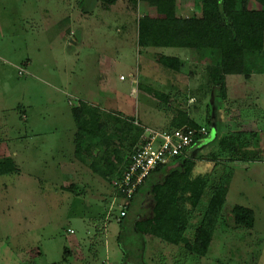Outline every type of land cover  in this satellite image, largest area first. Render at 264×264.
<instances>
[{
	"label": "rangeland",
	"instance_id": "374dc122",
	"mask_svg": "<svg viewBox=\"0 0 264 264\" xmlns=\"http://www.w3.org/2000/svg\"><path fill=\"white\" fill-rule=\"evenodd\" d=\"M198 2L177 0V16H198ZM92 3L0 0V56L8 60H0V159L16 154L18 168V174L0 176V264H264V132L260 129L256 161L220 162L214 170L206 161L218 135L235 131L241 117L252 113V121L264 126L258 114L264 75L227 76L228 99L222 101L209 84L208 63L196 54L175 48H150L143 54L134 44L138 20L156 17L152 6L118 0L110 7L113 13ZM161 55L180 58L179 72L163 67ZM108 57L116 60L111 68L102 62ZM118 93L132 98L142 124H152L153 109L165 113L168 108L171 118L184 114L205 127L208 138L190 151L194 159L203 158L193 177L233 168L222 211L225 222L205 257L141 236L133 228L141 212L131 207L121 221L119 204L109 209L91 188L82 190L83 205L99 220L86 210L75 217L82 205L71 204L74 190L69 188L76 182L63 173L76 131L71 108L95 96L100 108L113 114ZM245 102L249 109L240 110ZM235 205L254 211L252 229L233 228ZM74 238L79 246L69 258L66 250H72Z\"/></svg>",
	"mask_w": 264,
	"mask_h": 264
},
{
	"label": "trees",
	"instance_id": "16d2710c",
	"mask_svg": "<svg viewBox=\"0 0 264 264\" xmlns=\"http://www.w3.org/2000/svg\"><path fill=\"white\" fill-rule=\"evenodd\" d=\"M98 1L104 8H109L116 2ZM128 1L150 5L156 13V17L143 15L138 20V47L184 49L196 54L208 63L206 71L209 84L217 89L222 101L228 99L227 76L237 75L250 79L255 75H264V0H199V15L188 18L177 16L176 0ZM251 2H254L255 7H251ZM158 62L173 72H179L183 64L178 57L164 55L158 58ZM72 115L77 128L74 141L76 156L79 157L85 151L83 145L92 140L107 145L108 141L119 139L118 130L111 129L119 120L115 119V123L109 122L111 115H107L109 120H104L103 116L106 115L85 103H79L78 107L72 108ZM179 117L173 129L203 127L184 114ZM127 120L123 123L125 126L128 125ZM122 131L121 129L120 132ZM143 133L144 130L140 127L136 143L127 151L131 154L130 160L132 150L136 149ZM208 134L207 131V136H197L193 148L205 141ZM257 141L259 134L255 131L230 130L219 134L215 140V150L209 153L206 161L213 164V170L220 162L256 161L255 154L259 150ZM106 150L108 154L118 157L117 148L107 146ZM190 151L184 156L173 158L168 165L159 167L145 179H154L149 184L148 191L152 206L148 215L135 220L133 228L141 236H149L165 244L180 247L188 254L205 257L217 227L225 222L222 211L234 170L225 166L220 173L212 172L193 177L196 162L203 158L194 159ZM109 159L103 160L105 168H110L103 178L110 183L114 176L119 178L127 167L124 171H119ZM12 174H18L13 158L0 159V176ZM134 194L127 204L122 201L119 203L120 213L122 210L127 213L125 216L119 214L121 221L127 217L132 207L136 195ZM230 216L233 228L250 230L255 225L252 209L235 205Z\"/></svg>",
	"mask_w": 264,
	"mask_h": 264
},
{
	"label": "crops",
	"instance_id": "0c3cea01",
	"mask_svg": "<svg viewBox=\"0 0 264 264\" xmlns=\"http://www.w3.org/2000/svg\"><path fill=\"white\" fill-rule=\"evenodd\" d=\"M93 1H97V3H100L98 0H82V3L85 4H93ZM118 2V0H116L115 4L116 5ZM177 2V0H176ZM177 4V3H176ZM112 5V6H114ZM147 5V4H146ZM110 6V7H112ZM109 7V8H110ZM177 5H176V13H177ZM109 8H105V11H109V12H113L112 9L110 8V10H107ZM88 12V11H85ZM113 13H117L116 11ZM71 35H73L72 37L75 39L76 34H74L72 31L69 33ZM133 34H135V41L134 44L137 43L136 39H137V34H138V26L137 29L135 31V33L133 32ZM137 45V44H136ZM139 48V47H138ZM152 48V47H150ZM150 48H140V50L143 51V54L149 52L148 49ZM141 53V52H139ZM0 60L3 63L8 64V60L5 57L0 56ZM7 60V61H6ZM116 60H113L112 58H106V60L102 59V62L106 64L107 68H111L113 66V63ZM135 73V72H134ZM137 73V72H136ZM131 75L132 77L135 76ZM130 76V77H131ZM135 79V77L133 78ZM247 80V79H245ZM239 83V82H238ZM240 84V83H239ZM239 84H237L239 86ZM132 94V91H131ZM243 94V93H242ZM242 94L240 96H242ZM237 98L239 101L240 99ZM256 96V95H255ZM264 96V94H263ZM96 97L93 96L92 98L90 97H86L85 101H79V103H85L88 106L91 107H95L97 109H99L102 114L106 115L103 116L104 120H109L107 119V115H111L110 117H112V119L109 120V122L115 123L116 120L118 119L119 121L115 123V126H111V129H117L118 132V136L119 139H113V141H108L109 143L106 144H101L99 142H97V140H92L90 143L87 142L85 143L84 146V152L78 156H76V149H75V137H76V133H77V128L76 131L74 133L73 136V154L70 158H68V162L69 165L67 166V168L65 169V171L63 172L66 176L72 177L74 179V181L76 182V185H74L73 183H71L70 188L71 190H74V196L71 198V204H73L74 206H76L77 204H81V212L74 214L75 217H80L82 213L86 212H92L91 211V207L89 206L88 208L83 205L84 204V193L83 191L85 190L87 192V189L89 190V188H91V190L93 189L94 192L96 193V195H98V200L99 202H103L106 205H109V209L112 208L115 204H119L121 201L120 196L117 194L113 183L118 179L116 176H114L111 180V182L109 183L108 181H106L103 178V175L105 173H109V169L107 170V167L105 168L103 160H107V158H110L109 161L110 163L116 165L118 167L119 171H124V169L127 167V164L130 162V155L129 149L136 143L139 132H140V127L144 130V128H148V129H152L155 131H167L170 129H173V125L175 123L178 122V120L180 119V117H178L177 119L175 117L171 118L168 108L165 109V113H162L156 109H153L152 114H150V120L152 121V124L149 125L148 124H142V122L140 121V119L136 116L135 114V107H133V100L132 98H129L127 96L121 95L118 93V99L119 102H117V107L111 105L115 112H113V114L107 110H103L100 108V105L96 102ZM256 98V97H255ZM258 99V98H257ZM109 103L111 102V100H108ZM254 105V104H253ZM261 108L260 111L262 112L263 116H264V102L261 103ZM79 104L77 106H72V108L74 107H78ZM241 109L244 110H248L249 107L247 106V102L243 103L240 105ZM72 108H71V114H72ZM152 110V109H151ZM186 114V113H185ZM246 116V114H245ZM249 116V117H248ZM254 116V114H247V117H241L240 118V122L238 124H236V130H240V131H255L256 133L259 134V138L261 137V130L264 132V126H262V124H260V126H258V122H254L252 121V119L250 118ZM22 117H25V113L23 112ZM258 118V117H257ZM72 119H73V115H72ZM114 119V121H113ZM130 119V120H127ZM128 122V125H124V121ZM74 122V119H73ZM75 124V122H74ZM157 125V126H156ZM251 127V128H250ZM123 130L122 133L120 132V130ZM121 133V134H120ZM139 143V141H138ZM137 143V144H138ZM107 146L110 148H117L118 149V157L115 158V154H108L107 152ZM260 147L262 148V150H264V146H261L260 143ZM87 148V149H86ZM87 150V151H86ZM133 149L132 153H134ZM13 156L16 157V154H13ZM13 156H11L13 158ZM105 169L107 171H105ZM154 173V172H152ZM151 173V174H152ZM195 176H198V174H196ZM85 177V179H90L91 180V184L88 183H83L82 182V178ZM150 177V175H149ZM84 179V178H83ZM153 178L147 179L145 181V183L143 184L142 187L139 188V192L136 194L135 192V198L133 199V203L131 204L132 207H135L136 210H138L139 212H141V214H138V216H136V220H140L141 218H143L145 215L149 214V210L151 209L152 206V198L151 195L148 194L149 191V184L151 182H153ZM74 182V183H75ZM105 183V184H104ZM83 190V191H82ZM120 207V206H119ZM107 215L105 216L106 218H110L111 214L109 213V211H107L106 213ZM93 216L94 221L95 220H99V217L96 215V211L92 212L91 214ZM70 233H72V231H69ZM145 238H149L151 239V237L149 236H144ZM74 245L72 246V250L71 248L68 249V253L69 254V258L70 256L72 257V255H75V252H77L76 247H78L79 243L78 241L74 238L73 240Z\"/></svg>",
	"mask_w": 264,
	"mask_h": 264
},
{
	"label": "built area",
	"instance_id": "2783aa9c",
	"mask_svg": "<svg viewBox=\"0 0 264 264\" xmlns=\"http://www.w3.org/2000/svg\"><path fill=\"white\" fill-rule=\"evenodd\" d=\"M120 79L123 80L122 77ZM197 136H207L206 129L183 127L170 131H155L144 128L130 163L113 183L122 202L127 204L145 179L156 169L168 165L173 158L187 154L193 148ZM125 215L126 211L122 210L120 216Z\"/></svg>",
	"mask_w": 264,
	"mask_h": 264
},
{
	"label": "water",
	"instance_id": "95a60500",
	"mask_svg": "<svg viewBox=\"0 0 264 264\" xmlns=\"http://www.w3.org/2000/svg\"><path fill=\"white\" fill-rule=\"evenodd\" d=\"M203 143H204V141L201 144H203Z\"/></svg>",
	"mask_w": 264,
	"mask_h": 264
}]
</instances>
